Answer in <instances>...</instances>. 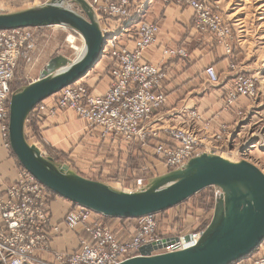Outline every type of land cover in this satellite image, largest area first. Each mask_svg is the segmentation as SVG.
I'll return each mask as SVG.
<instances>
[{
    "label": "built area",
    "instance_id": "2783aa9c",
    "mask_svg": "<svg viewBox=\"0 0 264 264\" xmlns=\"http://www.w3.org/2000/svg\"><path fill=\"white\" fill-rule=\"evenodd\" d=\"M87 1L105 25L107 40L103 58L110 62L111 84L103 93L95 95L87 83L75 82L39 103L32 113L47 112L52 116L59 109H69L84 118L89 129H97L105 140L120 138L145 146L153 139L156 141L155 153L167 170L180 168L197 154L217 147L210 139V121L203 120L197 111L189 112L191 123L186 126H159L168 101L161 86L166 71L153 63L143 62L147 48L160 34L159 23L141 17L145 4L136 6L132 0ZM164 1L191 8L193 27L213 34L218 45L231 55L228 44L231 27L212 4L205 0ZM115 22H118L117 28L113 25ZM31 29H0V130L4 145L9 149L11 84L21 50L32 38ZM116 30L121 34L111 43L110 34ZM126 39L133 40L132 48L120 44V40ZM163 52L171 57L187 56V50L182 46L166 48ZM230 67L234 69L235 64ZM205 73L211 84L220 83L213 65L208 66ZM254 92L255 78L235 74L234 83L226 93L225 107L228 109L242 96H254ZM161 135L166 139L161 140ZM215 136L219 134L215 133ZM52 200V193L23 167L14 183L0 185V264H47L46 255L56 264H119L140 255V248L151 243L161 244L152 254L182 251L196 245L208 227L165 237L159 231L157 213H152L137 218L135 231L125 236L108 226L103 214L74 204L62 223L66 229H81L89 237L80 238V247L75 251L53 250L51 243L62 230L60 223L53 221ZM234 264H264V253L255 252Z\"/></svg>",
    "mask_w": 264,
    "mask_h": 264
},
{
    "label": "water",
    "instance_id": "95a60500",
    "mask_svg": "<svg viewBox=\"0 0 264 264\" xmlns=\"http://www.w3.org/2000/svg\"><path fill=\"white\" fill-rule=\"evenodd\" d=\"M64 25L83 37L85 52L74 60L53 57L37 79L13 91L9 100V144L20 166L55 195L116 219L167 211L208 187L221 191L214 216L196 245L152 254L161 244L151 243L140 248V255L119 264H233L256 252L264 242V172L248 160L236 162L214 151L201 152L130 192L84 177L30 142L26 125L34 108L95 68L107 34L87 0H46L14 12L0 10V29Z\"/></svg>",
    "mask_w": 264,
    "mask_h": 264
},
{
    "label": "rangeland",
    "instance_id": "374dc122",
    "mask_svg": "<svg viewBox=\"0 0 264 264\" xmlns=\"http://www.w3.org/2000/svg\"><path fill=\"white\" fill-rule=\"evenodd\" d=\"M45 1L22 0L15 5L1 7L0 10L14 12L15 10L44 4ZM132 1L136 2V6H141L147 0ZM205 1L212 4L231 27L232 36L228 40V44L231 47V56L235 63V68L232 70L235 74L240 73L255 78L254 96H245L243 103L239 106L237 117L229 123L221 124L222 132H213L219 134V136L210 138L211 142L217 144V147L209 152L214 151L224 158L236 162L248 160L264 172V0ZM158 2L164 5L178 4L156 0L155 5ZM70 4L73 8L79 9L76 5ZM142 9L144 8L142 7ZM100 23L105 29L103 22L100 21ZM65 28L63 26H48L42 28L32 27L29 30L32 38L21 50L15 78L11 84L13 91L38 78L53 57L63 55L74 60L81 55L84 47L83 37L74 30ZM69 34L75 36V42L72 44L69 41ZM113 34H116V32H113ZM205 34L210 37L213 36L218 44L213 34ZM110 38L113 37L110 36ZM74 46L79 47L80 50L77 51ZM225 109L227 108L225 107ZM87 129L91 130L88 127ZM209 130L212 134L210 127ZM100 137L93 145L84 141L82 151L79 152V160L68 156L69 158L62 157L60 158L62 161H57L70 165L84 177L99 181L103 180L116 188L130 192L147 185L149 178L164 174L167 171L163 162L155 153V146L130 143L125 145V150L114 148L112 150L111 145L107 142L109 140ZM30 142L33 143L34 141L30 140ZM164 170L166 171L164 172ZM218 190L216 186L205 188L182 204L157 213L156 218L161 234L169 237L206 227L215 213V205L219 196ZM103 220L111 227L118 222L133 223V220L137 221L136 218L116 219L107 217ZM118 229L121 235L125 236L131 232L126 226ZM256 252L264 253V242L259 247V251ZM46 257L44 260L47 264H56L49 256L46 255Z\"/></svg>",
    "mask_w": 264,
    "mask_h": 264
},
{
    "label": "crops",
    "instance_id": "0c3cea01",
    "mask_svg": "<svg viewBox=\"0 0 264 264\" xmlns=\"http://www.w3.org/2000/svg\"><path fill=\"white\" fill-rule=\"evenodd\" d=\"M19 1L22 0H0V8L15 5ZM155 1L145 2L141 17L155 21L160 26V34L156 42L147 48L143 57V62L153 63L166 71V77L161 86L168 101L162 110L163 119L159 122V126H186L191 123L189 112L194 110L201 113L203 120L210 121L212 132L210 138H213L214 131L222 132L221 124L229 123L237 117L239 106L245 98V96L241 97L225 109L226 93L234 83L235 73L230 67L231 64H235L233 57L224 47L217 44L213 36L201 33L192 26L194 15L191 8L180 4L164 5L161 2L155 5ZM113 25L117 28L118 22ZM113 32L121 34L118 30ZM120 44H126L128 48H132L133 40H120ZM178 46L187 50L186 57H171L163 52L166 48ZM101 59L95 68L80 80L87 83L95 95L103 93L112 80L110 70H107V60L103 57ZM211 65L219 74L221 79L219 84H211L207 78L205 69ZM26 133L28 138L43 149L46 155L60 161H62L60 158H69L68 156L79 160V152L82 151L84 141L93 145L100 137L97 129L88 130L86 120L69 109H59L52 116H49L47 112L35 111L29 116ZM165 139V135H161V140ZM107 142L112 150L113 148L125 150V145L130 144L120 138L114 142ZM155 142L152 139L149 144L154 146ZM21 167L12 151L4 145V136L0 130V185L14 183L19 178ZM73 205L72 201L53 195L50 205L51 214L53 221L59 222L62 230V233L54 237L51 243L53 250L75 251L80 247L79 239L89 237L81 229H66L62 223L64 216ZM133 221V223H114L112 228L119 233L118 228L126 226L131 231L126 234L128 236L135 231L133 226L137 224V221Z\"/></svg>",
    "mask_w": 264,
    "mask_h": 264
},
{
    "label": "bare ground",
    "instance_id": "6f19581e",
    "mask_svg": "<svg viewBox=\"0 0 264 264\" xmlns=\"http://www.w3.org/2000/svg\"><path fill=\"white\" fill-rule=\"evenodd\" d=\"M63 27H66L67 29L69 28V27H67V26H63ZM65 28V29H66ZM70 36H69V41H70V43L72 44V43H74L75 41H74V39H75V36L74 35H72V34H69ZM112 37L113 38H110V39H112L111 40V43L115 40V39H117V37H119V34H113L112 35ZM105 46V45H104ZM74 48L77 50V51H79L80 49H79V47H76V46H74ZM104 49V48H103ZM85 51H84V47H83V50H82V53H81V55L84 53ZM81 55H79L78 57H81ZM77 57V58H78ZM97 64H98V62H97ZM77 82H80V80L79 81H77Z\"/></svg>",
    "mask_w": 264,
    "mask_h": 264
},
{
    "label": "trees",
    "instance_id": "16d2710c",
    "mask_svg": "<svg viewBox=\"0 0 264 264\" xmlns=\"http://www.w3.org/2000/svg\"><path fill=\"white\" fill-rule=\"evenodd\" d=\"M109 64H110V62H108V65H107V66H108V67H107V70H108V71L110 70V67H111V66H109ZM49 191H50V190H49ZM50 192H51V191H50ZM51 193H52V192H51ZM52 195H55V194L52 193ZM105 217H106V216H104V218H105ZM107 218H111V217H107ZM136 219H137V218H136ZM254 253H255V252H254ZM252 254H253V253H252ZM252 254H250V255H252ZM250 255H249V256H250ZM249 256H248L247 258H243V259H241V260H239V261H235V262H233V264H234V263L241 262V261H243V260H245V259H248Z\"/></svg>",
    "mask_w": 264,
    "mask_h": 264
}]
</instances>
